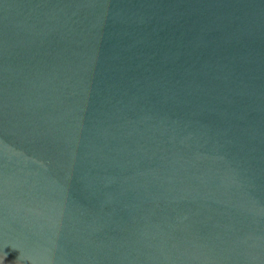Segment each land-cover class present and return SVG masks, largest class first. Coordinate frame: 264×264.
<instances>
[{
  "label": "water",
  "instance_id": "water-1",
  "mask_svg": "<svg viewBox=\"0 0 264 264\" xmlns=\"http://www.w3.org/2000/svg\"><path fill=\"white\" fill-rule=\"evenodd\" d=\"M0 264H264V0H0Z\"/></svg>",
  "mask_w": 264,
  "mask_h": 264
}]
</instances>
